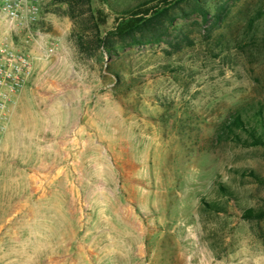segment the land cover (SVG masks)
Returning <instances> with one entry per match:
<instances>
[{"label": "rangeland", "instance_id": "1", "mask_svg": "<svg viewBox=\"0 0 264 264\" xmlns=\"http://www.w3.org/2000/svg\"><path fill=\"white\" fill-rule=\"evenodd\" d=\"M38 3L37 44L0 17V41L37 58L21 129L0 139V264H264V220L242 218L264 208L246 173L264 179V150L228 130L264 111V17L250 34L236 13L264 0H240L227 26L192 15L159 44L92 59Z\"/></svg>", "mask_w": 264, "mask_h": 264}, {"label": "trees", "instance_id": "2", "mask_svg": "<svg viewBox=\"0 0 264 264\" xmlns=\"http://www.w3.org/2000/svg\"><path fill=\"white\" fill-rule=\"evenodd\" d=\"M240 0H51L53 12L71 21L68 39L81 59L111 58L127 47L159 44L169 37L174 23L197 15L210 27L230 24L234 8ZM243 7V8H242ZM245 7V8H244ZM245 9V10H242ZM237 17L244 29L257 30L264 17V3L258 6L240 5ZM187 40L186 37H183ZM174 48H178L175 46ZM231 140L244 148L264 150V111L259 109L244 120L240 115L229 127ZM246 173L264 184V179L252 170ZM221 192L231 194L220 186ZM214 210H220L210 205ZM243 219L264 220V208H248Z\"/></svg>", "mask_w": 264, "mask_h": 264}, {"label": "built area", "instance_id": "3", "mask_svg": "<svg viewBox=\"0 0 264 264\" xmlns=\"http://www.w3.org/2000/svg\"><path fill=\"white\" fill-rule=\"evenodd\" d=\"M38 14V0H0V17L9 26L17 25L26 31V45L38 43V35L31 30ZM54 50V43L45 45L41 58L48 59ZM36 59L25 48H17L12 40L0 41V139L7 130L22 90L33 76Z\"/></svg>", "mask_w": 264, "mask_h": 264}, {"label": "crops", "instance_id": "4", "mask_svg": "<svg viewBox=\"0 0 264 264\" xmlns=\"http://www.w3.org/2000/svg\"><path fill=\"white\" fill-rule=\"evenodd\" d=\"M27 90H24L21 94L20 98L18 99V102L12 112L11 115V122L9 125V128L7 130V134L13 131L15 128L21 129L20 125L23 120V106L26 102V96H27Z\"/></svg>", "mask_w": 264, "mask_h": 264}]
</instances>
